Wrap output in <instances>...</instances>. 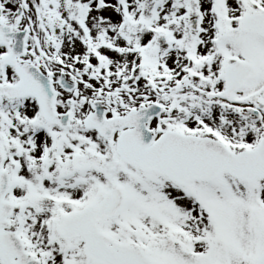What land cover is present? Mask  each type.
<instances>
[{
	"label": "snow or ice",
	"instance_id": "1",
	"mask_svg": "<svg viewBox=\"0 0 264 264\" xmlns=\"http://www.w3.org/2000/svg\"><path fill=\"white\" fill-rule=\"evenodd\" d=\"M0 264H264V0H0Z\"/></svg>",
	"mask_w": 264,
	"mask_h": 264
}]
</instances>
